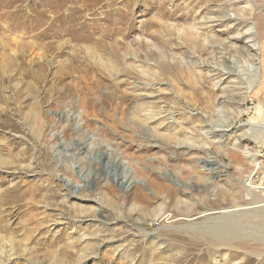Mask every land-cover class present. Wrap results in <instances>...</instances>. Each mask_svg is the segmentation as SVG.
<instances>
[{
  "label": "rangeland",
  "instance_id": "obj_1",
  "mask_svg": "<svg viewBox=\"0 0 264 264\" xmlns=\"http://www.w3.org/2000/svg\"><path fill=\"white\" fill-rule=\"evenodd\" d=\"M76 1L0 0V264H264V243L249 232L231 249L211 237L218 218L244 228L237 206L252 209L244 186L261 181L251 177L264 139L255 143L249 128L264 124V86L248 82L264 65L253 40L264 45V0L202 15L206 26L201 17L161 14L187 12L193 0L130 8L124 3L136 0H116L111 9L134 22L129 36L110 39L103 37L117 28L116 15L107 25L90 20L104 17L111 0ZM88 5L93 11L74 14L87 27L62 32L59 16ZM223 16L232 20L209 28ZM244 16L249 22L238 26ZM151 23L167 32L146 29ZM192 27L202 36L196 49L177 33ZM116 57L118 74L109 76L101 64ZM171 68L189 76L176 78ZM188 137L206 150L175 145Z\"/></svg>",
  "mask_w": 264,
  "mask_h": 264
},
{
  "label": "bare ground",
  "instance_id": "obj_2",
  "mask_svg": "<svg viewBox=\"0 0 264 264\" xmlns=\"http://www.w3.org/2000/svg\"><path fill=\"white\" fill-rule=\"evenodd\" d=\"M78 1V0H77ZM76 1V2H77ZM80 1V0H79ZM96 1H98V3H101V2H103L104 0H96ZM234 1V2H233ZM87 2V1H86ZM116 2V0H111L110 1V3H108V5H107V8H108V10H106L103 14L105 15L104 17H97V15H93L94 17H93V19H91L90 21H94V22H99V23H106V25L107 24H109L110 22H111V19H112V16H115L116 15V17H118L115 21H114V23H113V25L114 26H117V28L116 29H114L113 31H112V33H109L110 35H104V37H103V39L104 38H106V39H110V37H114L115 35H117V34H123V35H125L126 37L127 36H129L130 34H131V32H132V28H133V16L132 15H129V14H127V15H120V13L118 14V12H120L121 10L120 9H114V10H112L111 8L113 7V5H114V3ZM140 2V0H136V1H126V4L124 3V5L125 6H127V7H132V6H137V4L136 3H139ZM174 2H178V0H175ZM238 2V1H237ZM93 3H96V2H93ZM230 4V5H229ZM235 4H236V0H193L192 2H190L189 3V6H192L191 7V9H189L187 12H183L182 14H180V15H178V14H176V12L175 13H172V12H168L165 8H163V9H165V10H162L161 11V14L162 15H164V16H166V17H169V18H175V19H182V20H184V22H188V21H190V20H192V19H197V18H199V17H201L202 15H209V14H211V13H214L215 15H226V10H227V8L229 7V6H235ZM79 5V4H78ZM97 5V4H96ZM123 5V6H124ZM173 5V4H172ZM162 7H164V6H162ZM93 8H94V5H88V6H84V7H78V8H73L72 9V12L73 13H70L69 15H66V16H59V18H61V25L63 24L64 26H66V27H64V30L62 31V32H66V33H69V32H74V30H78V29H80L81 28V30H83V29H85L86 27H87V25H88V23H89V21L88 20H86V22L84 21V22H82V23H79V20L80 19H77L75 16H74V14H77V13H81L82 15H83V13L84 12H90V11H93ZM236 8H237V6H236ZM102 9V8H101ZM178 9H180L181 10V5H179L178 7H177V10ZM234 9V8H233ZM254 9V8H253ZM67 10V9H66ZM71 11V10H70ZM184 11V10H183ZM248 11V10H247ZM250 11V10H249ZM251 11H252V9H251ZM254 11V10H253ZM60 12V11H59ZM260 13V12H259ZM249 14H250V12H249ZM257 14V13H256ZM264 14V13H263ZM194 15V16H193ZM238 15V14H237ZM246 15V14H245ZM251 15V14H250ZM86 16V15H85ZM81 18H83V16L81 17ZM201 19H202V21H204L203 22V25L204 26H206L208 23L206 22V18L204 19V18H202L201 17ZM208 19V18H207ZM253 20H254V22H255V32L256 33H258L257 35H260V27H259V24H260V22L259 21H261V15H254V18H252ZM230 20H232L231 19V17H229V16H223V18L222 19H219V20H216V21H213L214 23H216L214 26H212V27H209V28H215V27H217V26H220V25H222V24H224L225 22H227V21H230ZM238 21H239V23H238V26L241 24V23H248L249 22V19L248 18H246V16H244V17H242L241 19H237ZM108 22V23H107ZM257 22H258V24H257ZM53 23V22H52ZM101 25V24H100ZM209 25V24H208ZM213 25V24H212ZM264 25V24H263ZM147 26H149V27H147ZM236 24H235V27L234 28H232V27H230V28H228L227 29V31H231L232 29H235L236 28ZM105 27V26H104ZM155 27H159L160 28V30L162 29V31H160L159 33L160 34H164V33H166L167 32V29H165V28H163L162 26H160V25H158L157 23H151V24H146V29H150V28H155ZM262 27V26H261ZM52 28V25L48 28V30L49 29H51ZM110 28V27H109ZM145 29V30H146ZM157 29V28H156ZM206 30V29H205ZM157 31V30H156ZM155 31V32H156ZM238 31H239V29H238ZM99 32V31H98ZM233 32V31H232ZM240 32V31H239ZM177 33L182 37L181 39H183V41H184V43H186V44H190V46L192 47V49H196V48H198V46H199V43H200V38L202 37V36H198V34L195 32V29H194V27H192V28H190V29H183V30H177ZM242 33H243V31H242ZM246 33V32H245ZM92 34V33H91ZM229 34V33H228ZM247 34H251L250 36H252V34H253V32L252 33H247ZM177 35V34H176ZM241 35V34H240ZM40 36V35H39ZM124 36V37H125ZM247 36V35H246ZM253 37H255V36H253ZM86 38H87V41L88 42H91V41H93V36H91V35H87L86 36ZM262 39V38H261ZM206 42H212L211 40V38H210V35H209V33H207L206 35H205V39H204ZM235 40H237V39H235ZM249 40V39H248ZM253 40L255 41V40H258V44H257V48L258 49H260V51H261V57H262V59H264V55H263V53H264V45H263V42L259 39V37L257 36V39H254L253 38ZM253 40H249V42H251V43H254V41ZM257 42V41H256ZM116 44V43H115ZM256 44V43H255ZM117 45V44H116ZM118 46V45H117ZM189 46V47H190ZM227 46V45H226ZM95 47V46H94ZM204 47V46H203ZM224 47V46H223ZM112 48V47H111ZM225 48V47H224ZM113 49V48H112ZM229 49V48H228ZM232 49V48H231ZM257 49V50H258ZM86 50V49H85ZM89 50V49H88ZM115 50V49H114ZM227 50V49H226ZM234 50V49H233ZM232 50V51H233ZM95 51V50H94ZM116 51V50H115ZM251 51H254V49L252 48V49H250V52ZM88 52V55L90 54L91 56H92V54H94L92 51H87ZM113 52V51H112ZM118 52H120V51H118ZM230 52V51H229ZM236 52H239V50L238 51H236ZM114 53V52H113ZM99 54V56H100V53H98ZM97 54V55H98ZM120 54V53H119ZM241 54V53H240ZM239 53H238V55H240ZM243 54V53H242ZM90 56V57H91ZM243 56V55H242ZM89 57V56H88ZM94 57V56H93ZM101 57V56H100ZM240 57V56H239ZM244 57V56H243ZM258 57H259V55H258ZM111 58V57H110ZM90 59H92V58H90ZM101 60H102V58H100ZM116 60L115 61H112V60H108V63H102L101 65H102V67L107 71V73L109 74V76L110 75H117L118 74V70H119V64L121 63V60H120V58H118V57H116L115 58ZM257 59V58H256ZM123 60V59H122ZM251 60V59H250ZM103 61V60H102ZM256 61H259V59H257ZM100 62V61H99ZM253 62V60H251V63ZM97 63V62H96ZM262 64H264V61L262 60ZM90 66V65H89ZM251 66H254V65H252L251 64ZM43 67V66H42ZM100 67V66H99ZM164 67V66H163ZM264 65L262 66L261 65V67L259 66V63H257V65L255 66V67H253V69H252V75H251V78H249V82H248V80H247V82H248V85H249V87H255L258 83H259V85L261 86V87H263L264 86ZM161 68V67H160ZM181 68V67H180ZM85 69V68H84ZM124 69V68H123ZM169 69V68H168ZM101 70V69H100ZM180 70V69H179ZM87 74L89 75V73H91L92 71L91 70H87ZM96 72V71H95ZM99 72H101V71H99ZM186 72V71H185ZM184 71H178L176 68H171L170 69V71H169V73L170 74H175V76H176V78L178 77V78H180V79H182V78H184V76L186 77H188L189 75L187 74V73H185ZM221 72V71H220ZM84 73V72H83ZM120 73V72H119ZM232 73V72H231ZM87 76V75H86ZM91 76V75H90ZM108 76V77H109ZM169 76V75H168ZM88 77V76H87ZM114 77V76H113ZM95 78V77H94ZM96 80V79H95ZM104 81H106V77L104 76V77H100L99 79H97L96 81H95V87L96 88H100V87H102L101 85L103 84V82ZM92 83V82H91ZM89 86H91L90 84H89ZM86 87V86H85ZM86 89V88H85ZM84 90V89H83ZM93 90H95V89H93ZM114 91H115V89H114ZM82 92V91H81ZM97 92V91H96ZM99 92V91H98ZM118 92V91H117ZM115 93V92H114ZM113 93V94H114ZM84 94V93H83ZM100 95H101V93H100ZM115 95H117V94H115ZM92 97V96H91ZM105 97V96H104ZM85 98V97H84ZM88 98V97H87ZM83 99V98H82ZM113 99V98H112ZM115 99V98H114ZM91 101H93V100H91ZM84 102V107H85V103H87L86 102V100L84 99V101H82V103ZM106 101H105V99L103 100V103H105ZM93 104V103H92ZM95 104V103H94ZM111 104V103H110ZM94 107V106H93ZM103 109V108H102ZM85 111H86V109H84ZM257 112H258V117H259V119L264 115V113H263V109H262V107L261 106H258V108H257ZM95 111V110H94ZM83 112V111H82ZM162 112V111H161ZM83 114H84V112H83ZM88 114V113H87ZM90 115V114H89ZM96 116V115H95ZM69 117V116H68ZM88 117V116H87ZM154 118V117H153ZM264 119V118H263ZM68 122V121H67ZM60 123V122H59ZM66 123V122H65ZM56 124V123H55ZM79 124V123H78ZM86 124V123H85ZM223 125V123H220V125ZM47 125V124H46ZM60 125V124H59ZM62 125V124H61ZM207 125V124H206ZM39 126H40V130L41 129H43V128H45V127H43V125H40L39 124ZM55 126V125H54ZM53 126V127H54ZM58 126V125H57ZM59 127V126H58ZM65 127V126H64ZM68 127H71V124H69V126ZM60 128H61V126H60ZM66 128H64V130H65ZM44 130H46V128L44 129ZM56 130H57V128H56ZM249 130L251 131V137L253 138V140L255 141V143H260L261 141H262V143H263V139H264V124H260V123H258V122H256V120H252L251 121V124H250V128H249ZM42 131V130H41ZM68 131V130H67ZM53 132V131H52ZM54 133V132H53ZM52 133V134H53ZM57 133H58V131H57ZM63 134V136L60 138V139H63V137H65V131L62 133ZM250 134V133H249ZM52 136H55V140H57V135H56V133H54ZM51 136V137H52ZM106 136V135H105ZM66 138V137H65ZM60 141V140H59ZM62 142V145H64V146H69V141H68V143H67V140L66 141H61ZM176 146L178 145V147H181V146H183L185 149H187V150H194V149H197V150H206V146H207V144L206 143H203V142H200L197 138H190V137H188V138H178V141L176 142V144H175ZM56 146V145H55ZM264 146V143L263 144H261V147H263ZM81 146H79V148H80ZM64 148V147H63ZM66 148V147H65ZM78 148V149H79ZM177 148V147H176ZM261 149V148H260ZM191 152V151H190ZM189 152V153H190ZM195 152H197V151H195ZM198 153V152H197ZM200 154V153H199ZM202 154V153H201ZM257 157H261V155H258ZM210 158V157H209ZM237 159V158H236ZM81 162V160H78V164ZM214 162H216L215 160H213V161H210V160H208V161H205L204 162V167L205 166H207L208 167V170L209 171H213L214 169H213V167L212 166H209V165H212V164H214ZM214 166V165H213ZM81 168H83V167H81ZM206 170H207V168H206ZM254 170V169H253ZM258 172H260V173H262V175H263V180L261 181V183L258 185V184H256V183H254V184H256L255 186H253L252 184V182H250V184L247 186H244V187H246V191H247V193L249 194H247L249 197H248V200H249V205H250V207H252V209H244V210H242L241 208V206L240 205H236L238 208L237 209H239V216L242 218V216L244 217V218H242L241 220H245V222H243V223H245L244 225H242L243 223L241 222V221H239V222H241L242 224V226H238V227H244V228H241V230H236L235 228L237 227V225H236V223L234 222L235 220H233L232 218H230L229 216H226V217H224V218H218L217 220L219 221V223H220V229H217V231L216 232H213L214 233V235L213 236H211V237H213V239L215 240V241H218V242H220L219 243V245H221V246H226V247H228V248H230L231 249V247H233V248H236V247H234L235 245H237L238 243H240L239 241H241L242 239H241V237H243L241 234H244V233H241L242 232V230H243V232H249L248 234H247V236H245V237H248L249 239L248 240H254V241H258V242H260V243H264V215L263 214H261V215H255V216H253V214H254V212H251L252 210L253 211H255V212H257L256 210H261V211H264V168L262 167V161H259L258 162V164H256V170H255V172H254V175L251 177L252 179H254V177H255V175H257L258 174ZM214 173V172H213ZM212 174V173H211ZM169 194H170V192H169ZM169 199V198H168ZM235 207V206H234ZM236 208V207H235ZM233 209V208H232ZM233 211V213H236V212H238V211H236V210H232ZM248 211V212H247ZM259 212V211H258ZM232 212L230 213V214H233ZM255 214H258V213H255ZM214 222L217 224V222L214 220ZM196 226V225H195ZM245 227H247V228H250V230H247ZM213 228V227H212ZM256 230V231H255ZM239 231V232H238ZM253 231H255L256 233L254 234V232ZM237 232H238V234H237ZM246 232V233H247ZM251 232H253V234L254 235H250V233ZM240 233V234H239ZM245 235V234H244ZM232 248V249H233Z\"/></svg>",
  "mask_w": 264,
  "mask_h": 264
},
{
  "label": "built area",
  "instance_id": "obj_3",
  "mask_svg": "<svg viewBox=\"0 0 264 264\" xmlns=\"http://www.w3.org/2000/svg\"><path fill=\"white\" fill-rule=\"evenodd\" d=\"M259 155H261L260 157V161H262V167L264 168V148H263V151L261 153H259ZM259 176V178L261 179V181L263 180V175L262 173L258 172L257 174ZM260 181V183H261Z\"/></svg>",
  "mask_w": 264,
  "mask_h": 264
}]
</instances>
